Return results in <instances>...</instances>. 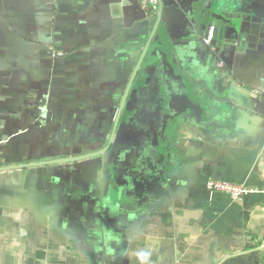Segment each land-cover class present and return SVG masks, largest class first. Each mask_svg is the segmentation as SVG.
Segmentation results:
<instances>
[{"label":"crops","instance_id":"0c3cea01","mask_svg":"<svg viewBox=\"0 0 264 264\" xmlns=\"http://www.w3.org/2000/svg\"><path fill=\"white\" fill-rule=\"evenodd\" d=\"M0 264H264V0H0Z\"/></svg>","mask_w":264,"mask_h":264},{"label":"built area","instance_id":"2783aa9c","mask_svg":"<svg viewBox=\"0 0 264 264\" xmlns=\"http://www.w3.org/2000/svg\"><path fill=\"white\" fill-rule=\"evenodd\" d=\"M137 2L142 9H148L151 6L155 5L157 3V0H133ZM214 31V26L210 25L208 27V35L211 36ZM255 93H258V91H255ZM205 187L209 191H215V192H223L228 194L233 199L240 198L244 193V186L240 184H236L227 180L219 179V178H208L205 181Z\"/></svg>","mask_w":264,"mask_h":264},{"label":"water","instance_id":"95a60500","mask_svg":"<svg viewBox=\"0 0 264 264\" xmlns=\"http://www.w3.org/2000/svg\"><path fill=\"white\" fill-rule=\"evenodd\" d=\"M145 48H147V44H146V47ZM143 57V56H142ZM142 57L139 59V61L137 62V65H136V67L133 69V71H132V73H131V75H130V78H129V81H128V86H127V88H126V91H125V93H124V98H125V96H126V94H127V91H128V88H129V86L131 85V82H132V79H133V77H134V75H135V72H136V70H137V68H138V66H139V64H140V62L142 61ZM122 105H123V103H121L118 107H117V118H116V121H115V123H114V127L116 126V124H117V120H118V117H119V114H120V112H121V109H122Z\"/></svg>","mask_w":264,"mask_h":264},{"label":"rangeland","instance_id":"374dc122","mask_svg":"<svg viewBox=\"0 0 264 264\" xmlns=\"http://www.w3.org/2000/svg\"><path fill=\"white\" fill-rule=\"evenodd\" d=\"M139 128L141 129V127L139 126Z\"/></svg>","mask_w":264,"mask_h":264}]
</instances>
